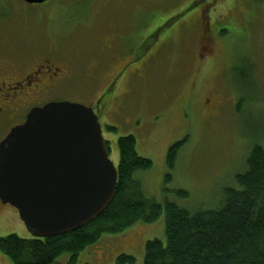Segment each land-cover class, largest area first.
<instances>
[{"label":"rangeland","instance_id":"rangeland-1","mask_svg":"<svg viewBox=\"0 0 264 264\" xmlns=\"http://www.w3.org/2000/svg\"><path fill=\"white\" fill-rule=\"evenodd\" d=\"M196 1L0 0V72L39 56L90 67L115 55L87 103L115 83L99 114L110 158L117 165L118 139L135 136L138 154L153 161L151 170L136 174L147 195L193 212L218 209L224 191L238 186L252 147L264 148V0H206L167 27L151 49L142 42L129 50L131 62L120 66L135 37L141 42ZM112 41L114 50L103 54L101 47ZM185 138L167 180L168 151ZM11 234L33 237L10 205L0 213V238ZM154 239L166 242L165 215L104 234L76 264H115L121 254L145 264L146 243ZM70 259L64 253L51 264ZM0 264L13 262L0 252Z\"/></svg>","mask_w":264,"mask_h":264},{"label":"trees","instance_id":"trees-1","mask_svg":"<svg viewBox=\"0 0 264 264\" xmlns=\"http://www.w3.org/2000/svg\"><path fill=\"white\" fill-rule=\"evenodd\" d=\"M205 1H196L187 11L168 20L162 31ZM251 79L253 81L252 76ZM113 89L114 84L106 95ZM108 129L117 131L114 127ZM187 141L185 138L170 147L167 180L172 178L171 172L176 169ZM107 145L109 148V143ZM118 150L115 197L96 220L76 231L49 238H22L11 234L0 238V252L13 264H51L64 253H69L70 263L76 264L81 252L97 243L104 234H119L139 222L154 223L165 215L166 242L154 239L146 243L145 264H264L262 146L252 147L246 159V171L236 176L237 187L224 191L221 206L196 212L169 201L159 203L147 195L136 174L151 170L153 161L138 154L135 136L120 137ZM179 194L189 195L186 191ZM135 263L134 256L121 254L115 264Z\"/></svg>","mask_w":264,"mask_h":264},{"label":"water","instance_id":"water-1","mask_svg":"<svg viewBox=\"0 0 264 264\" xmlns=\"http://www.w3.org/2000/svg\"><path fill=\"white\" fill-rule=\"evenodd\" d=\"M117 183V165L91 106L54 101L36 107L0 144V199L18 210L35 237L93 222L112 203Z\"/></svg>","mask_w":264,"mask_h":264},{"label":"flooded vegetation","instance_id":"flooded-vegetation-1","mask_svg":"<svg viewBox=\"0 0 264 264\" xmlns=\"http://www.w3.org/2000/svg\"><path fill=\"white\" fill-rule=\"evenodd\" d=\"M162 28H159L154 34L146 35L141 42L137 43L136 37L134 38L133 47L130 45L124 52H121L126 57H129L120 66L121 71L125 70L131 62L129 50L137 46L140 48L142 42H144V47L151 49L162 36ZM138 35L139 32H136L135 36ZM202 38L208 42L212 37L205 36V38ZM202 48L207 49L206 44ZM108 50H114L113 41L111 43L105 42L104 47H101L103 54L104 51ZM114 58L115 55L107 56L104 59V64L102 61L95 60L96 63H92L89 67V65H79L76 60L73 61L71 58H64L57 62L53 61L50 56H39L35 59H27L14 66L13 70L1 71L0 144L6 139L12 129L26 122L29 113L34 108L43 107L50 102L70 101L91 106L100 117L102 102L106 98L108 90L101 97L99 96L96 101L90 104L87 103L92 96V89L96 88V84L100 83L107 69L115 61L116 58ZM113 84L115 85V83ZM8 206L10 205L3 204L0 199V213Z\"/></svg>","mask_w":264,"mask_h":264}]
</instances>
